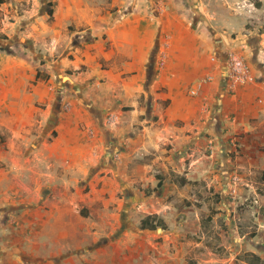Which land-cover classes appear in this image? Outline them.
I'll list each match as a JSON object with an SVG mask.
<instances>
[{
    "label": "crops",
    "instance_id": "0c3cea01",
    "mask_svg": "<svg viewBox=\"0 0 264 264\" xmlns=\"http://www.w3.org/2000/svg\"><path fill=\"white\" fill-rule=\"evenodd\" d=\"M47 1L52 3V16L30 17L29 36L18 35L35 47L53 48L63 42L62 33L67 41L90 31V42L70 43L75 60L68 57L64 65H92V75L100 83L95 87L99 99L86 97L92 110L79 98L67 97L72 79L63 77L60 82L44 76L43 71L50 72L48 64L24 53L22 41L0 47V264L78 263L71 251L85 242V217L71 204L81 189L69 191L101 169L94 163L102 150L101 132L108 141H116V123L106 120L108 106L115 109V117L131 107L126 111L131 120L140 114L141 93L171 99L166 112L174 121L176 103L204 109L217 92L225 110L231 109L236 117L246 110L264 114V108L254 107L263 86L240 85L234 94L217 91L220 76L223 84L228 82L224 64L230 49L216 29L221 25L213 21L219 14L237 15L242 8L235 4L241 0ZM70 26L77 30L70 32ZM206 77L211 78L199 93L190 94ZM112 149L105 151L107 164L113 162ZM43 188L49 194L39 200ZM81 234L83 240L77 239ZM71 238L74 245L65 246Z\"/></svg>",
    "mask_w": 264,
    "mask_h": 264
},
{
    "label": "rangeland",
    "instance_id": "374dc122",
    "mask_svg": "<svg viewBox=\"0 0 264 264\" xmlns=\"http://www.w3.org/2000/svg\"><path fill=\"white\" fill-rule=\"evenodd\" d=\"M235 7L242 8L237 15L219 14L213 22L221 25L216 29L229 49L246 57L254 75L250 84L264 89V0H241ZM49 10L47 0H0V47L11 45L13 38L22 41L24 53L48 64L50 72L43 71L44 76L60 82L71 78L67 97H77L93 110L86 103V97L99 99L93 66L64 65L68 57L75 60L70 53L75 37L66 41L62 33L63 42L53 48L27 42L32 19ZM222 78L219 92L228 89ZM238 88L228 92L234 94ZM262 91L255 97L257 110L264 108ZM216 94L204 109L176 103L174 121L166 112L171 99L141 93L140 114L131 120V107L115 117V109L108 106L106 120L118 125L112 127L116 141H108L101 132L102 150L94 161L101 169L69 191L81 189L71 204L85 217V242L71 251L77 254L75 264H253L254 256L264 263V114L246 110L236 117ZM108 148L114 149L109 164ZM48 194V189H41L39 200ZM148 215H157L165 227L141 228ZM9 218L17 222V217ZM79 236L83 240V234ZM69 242L65 246L75 243L73 238Z\"/></svg>",
    "mask_w": 264,
    "mask_h": 264
},
{
    "label": "built area",
    "instance_id": "2783aa9c",
    "mask_svg": "<svg viewBox=\"0 0 264 264\" xmlns=\"http://www.w3.org/2000/svg\"><path fill=\"white\" fill-rule=\"evenodd\" d=\"M226 70L228 76V89L231 92L237 90L240 85L250 84L254 82L253 70L247 63L246 57L237 50H229L226 57ZM211 77L200 79L198 86L191 88L190 94L197 95L199 90ZM65 108L69 107V103H65Z\"/></svg>",
    "mask_w": 264,
    "mask_h": 264
},
{
    "label": "trees",
    "instance_id": "16d2710c",
    "mask_svg": "<svg viewBox=\"0 0 264 264\" xmlns=\"http://www.w3.org/2000/svg\"><path fill=\"white\" fill-rule=\"evenodd\" d=\"M257 6L260 5V3H256ZM50 6H52V3H49ZM54 10L53 8L50 9L48 11V14L50 16H52ZM88 36H84V37H81V36H76L75 37V40L73 41V44L75 46H79L81 45L82 42H90L94 37H91L90 35V31L87 33ZM92 38V39H90ZM40 75V73H38L37 77ZM161 178V177H159ZM159 186H162V179L159 180ZM141 228L143 229H156L158 226H162L163 228L165 227V222L161 219V218H157V215H148L147 217L143 218L141 220ZM252 260V263L253 264H264V263H261V259L257 256H254Z\"/></svg>",
    "mask_w": 264,
    "mask_h": 264
},
{
    "label": "water",
    "instance_id": "95a60500",
    "mask_svg": "<svg viewBox=\"0 0 264 264\" xmlns=\"http://www.w3.org/2000/svg\"><path fill=\"white\" fill-rule=\"evenodd\" d=\"M225 70H226V68H225ZM226 76H227V71H224V78H226Z\"/></svg>",
    "mask_w": 264,
    "mask_h": 264
},
{
    "label": "flooded vegetation",
    "instance_id": "af4514ba",
    "mask_svg": "<svg viewBox=\"0 0 264 264\" xmlns=\"http://www.w3.org/2000/svg\"><path fill=\"white\" fill-rule=\"evenodd\" d=\"M12 42H15V41H12ZM5 48H7V47H5Z\"/></svg>",
    "mask_w": 264,
    "mask_h": 264
}]
</instances>
